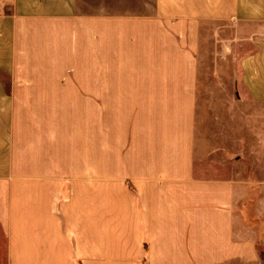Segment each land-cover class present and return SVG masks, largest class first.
<instances>
[{"label": "crops", "instance_id": "0c3cea01", "mask_svg": "<svg viewBox=\"0 0 264 264\" xmlns=\"http://www.w3.org/2000/svg\"><path fill=\"white\" fill-rule=\"evenodd\" d=\"M0 234L6 264H263L264 0H0Z\"/></svg>", "mask_w": 264, "mask_h": 264}, {"label": "rangeland", "instance_id": "374dc122", "mask_svg": "<svg viewBox=\"0 0 264 264\" xmlns=\"http://www.w3.org/2000/svg\"><path fill=\"white\" fill-rule=\"evenodd\" d=\"M260 248L262 249L261 254L264 262V241L261 242ZM200 259H204V257H199V260ZM0 264H6V256L4 253V238L1 236V234H0Z\"/></svg>", "mask_w": 264, "mask_h": 264}]
</instances>
